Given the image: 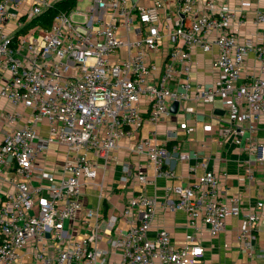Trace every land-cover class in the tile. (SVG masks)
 I'll return each instance as SVG.
<instances>
[{"label":"built area","instance_id":"1","mask_svg":"<svg viewBox=\"0 0 264 264\" xmlns=\"http://www.w3.org/2000/svg\"><path fill=\"white\" fill-rule=\"evenodd\" d=\"M49 11L54 12L49 29L35 26L16 36ZM234 19L235 10L218 0H0V97L33 111L31 122L6 132L0 143V177L14 174L11 191L0 201V264H21L20 252L31 253L36 264H112L117 252L118 264H200L204 248L196 234H187L182 244L164 229L148 237L155 198L131 197L121 212L123 230L100 206L86 208L83 196L98 175V160L106 166L119 142L137 135L146 122L156 128L153 138L172 115L171 105L183 109L192 90L195 100L223 103L225 135L234 133L239 143L246 131L254 132L253 124H245L264 118V12L253 18L263 29L259 43L239 42ZM10 21L16 22L14 31L7 29ZM193 47L217 48L212 70L218 84L193 80ZM252 51L257 71L246 67ZM18 118L19 113L4 116L9 122ZM40 119L48 125L45 136L36 127ZM204 129L210 132L212 125ZM193 131L186 129L188 135ZM151 140L140 138L133 150L148 158L158 177L173 178L175 160L200 158L179 144L168 148ZM55 142L67 150L57 181L39 164ZM249 151L264 162L263 145L251 142ZM199 165L207 169V159ZM124 173L128 182L129 165ZM251 173L247 170L248 178ZM137 179L148 182L145 176ZM166 204L185 211L189 227L201 222L212 237L224 230L227 218L242 212L240 197H228L209 170L186 186L167 187ZM92 219L90 234L80 236V220ZM243 222L238 239L251 255L253 232L264 223V202L245 213ZM104 233L107 248L101 246Z\"/></svg>","mask_w":264,"mask_h":264},{"label":"crops","instance_id":"2","mask_svg":"<svg viewBox=\"0 0 264 264\" xmlns=\"http://www.w3.org/2000/svg\"><path fill=\"white\" fill-rule=\"evenodd\" d=\"M229 4L235 10L233 31L238 35L239 42L247 39L255 43L261 42L263 29L253 23L256 12H264V0H218ZM16 22L10 21L8 31H14ZM218 54L216 47L211 52H203L199 47L192 48L191 77L195 82L205 85H216L220 78L212 70V61ZM246 67L250 71H257L255 52L246 55ZM195 90L190 92V100L179 109L176 114L167 116L160 123L156 135L151 133L155 126L146 122L142 125L137 135L123 138L118 147L112 151L108 164L105 166L102 160H98L100 169L91 186L84 189L83 202L86 208L101 207L105 218L113 216L117 218L118 226L126 230V221L121 212L128 200L142 194L155 198L158 206L152 221L151 230L148 233L150 239H155L161 230H167L176 244L185 242L187 234H196L198 242L204 248L203 255L199 259L200 264H264V223L254 230V239L251 241L252 254L246 251L243 242L238 239L240 228L243 225L244 214L252 212L258 201L264 202V162H259L255 155L249 151L251 142L264 146V118L259 121L251 119L245 125L253 124L254 132L246 131L241 136L240 142H236L234 133L225 135L224 129L229 127L227 110L220 100L213 104L202 100H195ZM8 113H19L20 118L14 122L4 119ZM33 111L29 108L15 107L8 100L0 97V143L6 132L31 122ZM212 125V130L206 132V124ZM47 122L40 119L36 127L42 136L46 135ZM194 127V131L188 135L186 129ZM151 138L153 143L164 146L167 143L179 144L181 151L198 152L199 157L188 161L175 160L173 166V178L156 176L153 165L148 158L137 154L133 147L140 139ZM172 148V147H171ZM66 148L59 143H53L40 158L39 164L47 172L56 175L55 181L63 169L66 157ZM89 159H96L93 153H88ZM202 158H206L208 165L204 169L199 165ZM174 161V160H173ZM129 165L131 175L128 182H123L125 177L124 167ZM168 166L165 165V169ZM206 170L214 171L219 177L220 187L225 190L228 197L239 196L242 212L239 216L229 217L226 220L224 230L216 237H212L207 227L198 222V228L188 226L187 214L183 210H171L166 204V188L170 186H186L203 176ZM247 170H251L252 178L247 177ZM13 172H6L0 177V201L11 191L10 179ZM138 176L148 178L147 183L138 182ZM50 181L45 180L44 184ZM37 184V182H34ZM95 225V219L85 223L80 220V236H88L90 229ZM105 230V225L101 226ZM108 233V232H107ZM102 236L103 248L108 247V235ZM111 236V235H110ZM21 264H36L35 258L29 252H20ZM119 252L112 257V264H118Z\"/></svg>","mask_w":264,"mask_h":264},{"label":"trees","instance_id":"3","mask_svg":"<svg viewBox=\"0 0 264 264\" xmlns=\"http://www.w3.org/2000/svg\"><path fill=\"white\" fill-rule=\"evenodd\" d=\"M36 20H38L36 22V24L34 22H32L24 30L20 31L16 36L27 33L30 28H33L35 26H40L41 28L49 29L53 23V20H54V12L49 11V12L43 14L42 16H40L39 18H37ZM165 146L168 148H171L173 146V143H171V142L167 143Z\"/></svg>","mask_w":264,"mask_h":264},{"label":"water","instance_id":"4","mask_svg":"<svg viewBox=\"0 0 264 264\" xmlns=\"http://www.w3.org/2000/svg\"><path fill=\"white\" fill-rule=\"evenodd\" d=\"M170 111L172 114H176L178 112V103L174 102L171 107H170Z\"/></svg>","mask_w":264,"mask_h":264},{"label":"rangeland","instance_id":"5","mask_svg":"<svg viewBox=\"0 0 264 264\" xmlns=\"http://www.w3.org/2000/svg\"><path fill=\"white\" fill-rule=\"evenodd\" d=\"M82 5H83V6H85V5H86V3H83ZM37 21H38V20H36V19H35V20H33V22H34L35 24H36V22H37Z\"/></svg>","mask_w":264,"mask_h":264}]
</instances>
